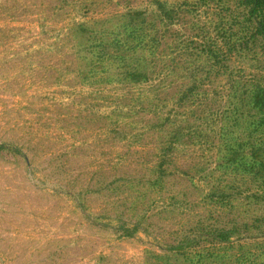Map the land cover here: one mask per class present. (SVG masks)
<instances>
[{
	"label": "rangeland",
	"instance_id": "374dc122",
	"mask_svg": "<svg viewBox=\"0 0 264 264\" xmlns=\"http://www.w3.org/2000/svg\"><path fill=\"white\" fill-rule=\"evenodd\" d=\"M253 85L264 0H0V264H264Z\"/></svg>",
	"mask_w": 264,
	"mask_h": 264
},
{
	"label": "trees",
	"instance_id": "16d2710c",
	"mask_svg": "<svg viewBox=\"0 0 264 264\" xmlns=\"http://www.w3.org/2000/svg\"><path fill=\"white\" fill-rule=\"evenodd\" d=\"M250 102L252 105L263 107L264 105V85H253L249 93ZM259 104V105H258Z\"/></svg>",
	"mask_w": 264,
	"mask_h": 264
}]
</instances>
